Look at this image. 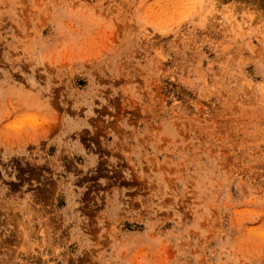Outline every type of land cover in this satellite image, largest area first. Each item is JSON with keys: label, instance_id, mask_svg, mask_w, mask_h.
Masks as SVG:
<instances>
[{"label": "rangeland", "instance_id": "1", "mask_svg": "<svg viewBox=\"0 0 264 264\" xmlns=\"http://www.w3.org/2000/svg\"><path fill=\"white\" fill-rule=\"evenodd\" d=\"M0 264H264V0H0Z\"/></svg>", "mask_w": 264, "mask_h": 264}]
</instances>
